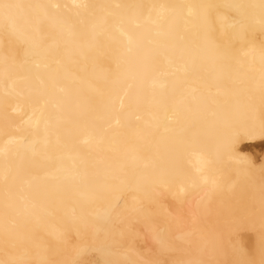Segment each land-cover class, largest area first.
Masks as SVG:
<instances>
[{
  "label": "bare ground",
  "instance_id": "6f19581e",
  "mask_svg": "<svg viewBox=\"0 0 264 264\" xmlns=\"http://www.w3.org/2000/svg\"><path fill=\"white\" fill-rule=\"evenodd\" d=\"M262 237L264 0H0V264H264Z\"/></svg>",
  "mask_w": 264,
  "mask_h": 264
},
{
  "label": "snow or ice",
  "instance_id": "6c2138e0",
  "mask_svg": "<svg viewBox=\"0 0 264 264\" xmlns=\"http://www.w3.org/2000/svg\"><path fill=\"white\" fill-rule=\"evenodd\" d=\"M3 7L5 8V9H8V8H10V7H12L11 5H7V4H5V5H3ZM262 241H264V237H262Z\"/></svg>",
  "mask_w": 264,
  "mask_h": 264
}]
</instances>
